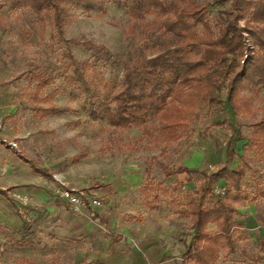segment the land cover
Masks as SVG:
<instances>
[{
  "label": "rangeland",
  "instance_id": "1",
  "mask_svg": "<svg viewBox=\"0 0 264 264\" xmlns=\"http://www.w3.org/2000/svg\"><path fill=\"white\" fill-rule=\"evenodd\" d=\"M198 1L209 4L207 18L213 23L225 16L232 2ZM68 10L67 42L50 39L55 31L51 24L42 37L30 9L0 11L7 18L5 29H0V187L13 197L10 201L0 195V264H18L24 257L42 264H196L181 261L193 233L188 192L202 194L201 172L224 162L235 130L243 138L235 140L238 155L230 167L245 166L246 175L243 191L230 193L237 207L235 250L222 240L216 264H264V200L256 195L264 186V155L245 145L252 122L264 117V81L256 94L241 91L251 109L244 116L233 114L228 103L210 106L185 89L143 125L109 127L105 120L91 121L81 85L64 81L65 46L79 60H96L111 88L119 85L124 61L132 62L139 53L154 54L171 38L157 28L125 34L129 12L113 0L105 12L75 5ZM244 35L250 45L251 37ZM84 41L105 45L111 59L96 55ZM39 71L55 76L40 97L54 93L51 102L68 105L71 111L36 114L31 101L36 81L31 78ZM217 95L225 98L226 88ZM220 120L224 123L218 124ZM10 146L49 168L53 179L34 172ZM82 150L86 157L72 163V156ZM244 153L246 164L239 158ZM180 166L197 171L165 175L166 168ZM64 189L84 190L101 204L75 207L62 195ZM226 189L224 180L215 185L218 193ZM215 201L213 195L205 199ZM209 226L216 229L214 223Z\"/></svg>",
  "mask_w": 264,
  "mask_h": 264
},
{
  "label": "trees",
  "instance_id": "2",
  "mask_svg": "<svg viewBox=\"0 0 264 264\" xmlns=\"http://www.w3.org/2000/svg\"><path fill=\"white\" fill-rule=\"evenodd\" d=\"M109 0H0V11L4 7L30 9L35 15L39 32L44 37L49 24L55 31L50 39L64 38V25L69 17V5L81 6L85 10L105 12ZM126 5L131 21L125 34L136 36L139 32L149 33L159 29L166 39H171L151 55H137L132 62L122 63L123 74L117 87L109 86L98 62L91 59H77L69 46H65L63 56L68 58L65 83L80 84L81 92L88 97L85 113L91 121L105 120L107 126L143 125L153 116L164 110L170 99L177 93L189 89L210 106L223 107L225 103L233 114L244 116L251 112L242 90L258 92L259 82L264 81V0H232L224 11L225 16L215 23L207 18V2L198 0H113ZM154 13L149 21L147 17ZM6 16L0 12V29L6 23ZM244 21L242 25L240 21ZM5 29V27L3 28ZM246 32L251 44L246 41ZM75 41V40H74ZM82 44L96 55L111 59L109 49L103 44L84 41ZM53 74L42 71L32 74L36 89L31 101L36 114L41 117L49 114L71 111L68 105L52 103L54 93L40 97V92L54 80ZM1 83V82H0ZM226 88L225 98L217 93ZM46 100L48 103L41 105ZM220 120L218 124H223ZM243 138L235 130L226 149L223 163L213 171H202L204 186L202 194L190 191L186 204L192 226L191 241L181 255L183 263L216 264L221 256V242L224 240L229 250H235L232 230L235 225L236 205L230 193L243 191L242 181L246 168L232 169L237 151L234 143ZM1 139V137H0ZM264 155V117L252 122V131L245 143ZM17 156L31 169L47 179H53V172L38 164L36 159L14 149ZM85 150L72 156V163L86 157ZM247 163L245 153L239 155ZM197 169L187 166L166 168L165 175L191 173ZM224 180L227 189L224 194L215 190V185ZM15 186H11L13 188ZM0 195L13 201L8 190L0 187ZM208 195L216 198L214 204L205 203ZM256 195L264 200V186L257 189ZM97 214L94 213V216ZM214 223L216 229L209 225ZM18 264H42L27 257ZM58 264V263H54ZM87 264L86 260L77 263Z\"/></svg>",
  "mask_w": 264,
  "mask_h": 264
},
{
  "label": "built area",
  "instance_id": "3",
  "mask_svg": "<svg viewBox=\"0 0 264 264\" xmlns=\"http://www.w3.org/2000/svg\"><path fill=\"white\" fill-rule=\"evenodd\" d=\"M13 145L16 146V143H13ZM62 195L75 207H83L87 205L99 206L101 204V201L98 198L88 196L84 190L64 189Z\"/></svg>",
  "mask_w": 264,
  "mask_h": 264
},
{
  "label": "crops",
  "instance_id": "4",
  "mask_svg": "<svg viewBox=\"0 0 264 264\" xmlns=\"http://www.w3.org/2000/svg\"><path fill=\"white\" fill-rule=\"evenodd\" d=\"M10 147H12V146H10ZM12 149L14 150V149H16L15 147H12ZM17 150V149H16ZM185 173V172H184ZM178 174H181V173H178ZM3 188V187H2Z\"/></svg>",
  "mask_w": 264,
  "mask_h": 264
}]
</instances>
